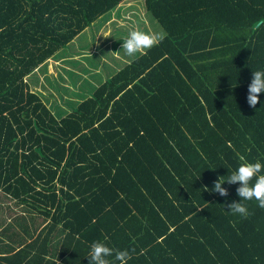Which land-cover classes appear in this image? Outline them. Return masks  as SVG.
Masks as SVG:
<instances>
[{
  "label": "trees",
  "instance_id": "obj_1",
  "mask_svg": "<svg viewBox=\"0 0 264 264\" xmlns=\"http://www.w3.org/2000/svg\"><path fill=\"white\" fill-rule=\"evenodd\" d=\"M125 1L0 0V264H264V209L212 191L264 165V0H145L163 41L57 118L32 76Z\"/></svg>",
  "mask_w": 264,
  "mask_h": 264
},
{
  "label": "rangeland",
  "instance_id": "obj_2",
  "mask_svg": "<svg viewBox=\"0 0 264 264\" xmlns=\"http://www.w3.org/2000/svg\"><path fill=\"white\" fill-rule=\"evenodd\" d=\"M134 29L165 34L145 0H128L120 10L96 20L32 76L34 90L57 118L75 110L68 108L91 98L98 86L141 55L128 57L122 49L123 39Z\"/></svg>",
  "mask_w": 264,
  "mask_h": 264
},
{
  "label": "clouds",
  "instance_id": "obj_3",
  "mask_svg": "<svg viewBox=\"0 0 264 264\" xmlns=\"http://www.w3.org/2000/svg\"><path fill=\"white\" fill-rule=\"evenodd\" d=\"M164 38V33H146L142 30L134 29L123 39L122 49L128 57H134L137 54H145L147 50L158 45ZM261 92H264V71H254L251 83L248 86L247 103L249 106L256 107ZM239 159L242 163L238 169L232 172L227 180L224 177H219L214 182L212 191L219 193L220 196L227 197L229 192L222 186L225 181L229 184L238 183L240 186L236 189V192L240 201H232L231 203L226 201L223 206L228 209L227 212L247 219L251 213L244 201L255 200L258 207L264 209V174H261L264 171V165L259 161L249 163L243 156H240ZM207 190V188L204 189V191ZM113 255L115 261H119V264H127V261L131 259L129 250H113L104 243L94 242L87 256L88 264H115L114 261L107 259V257Z\"/></svg>",
  "mask_w": 264,
  "mask_h": 264
},
{
  "label": "crops",
  "instance_id": "obj_4",
  "mask_svg": "<svg viewBox=\"0 0 264 264\" xmlns=\"http://www.w3.org/2000/svg\"><path fill=\"white\" fill-rule=\"evenodd\" d=\"M0 223H2V217H0ZM0 230H1V228H0ZM1 248H2V250H4L3 246Z\"/></svg>",
  "mask_w": 264,
  "mask_h": 264
}]
</instances>
